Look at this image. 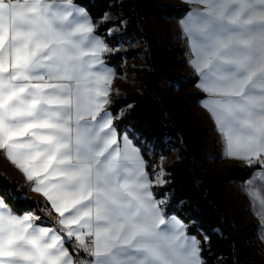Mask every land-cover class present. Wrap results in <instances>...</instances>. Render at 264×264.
I'll list each match as a JSON object with an SVG mask.
<instances>
[{
    "label": "snow or ice",
    "instance_id": "obj_1",
    "mask_svg": "<svg viewBox=\"0 0 264 264\" xmlns=\"http://www.w3.org/2000/svg\"><path fill=\"white\" fill-rule=\"evenodd\" d=\"M188 2L205 5L181 21L202 106L226 155L264 167V0ZM93 31L73 0H0V149L58 214L41 227L0 200V264H204L187 226L164 219L138 153L118 142L104 110L109 49ZM65 241L92 259L74 262Z\"/></svg>",
    "mask_w": 264,
    "mask_h": 264
},
{
    "label": "trees",
    "instance_id": "obj_2",
    "mask_svg": "<svg viewBox=\"0 0 264 264\" xmlns=\"http://www.w3.org/2000/svg\"><path fill=\"white\" fill-rule=\"evenodd\" d=\"M83 5L91 15L96 32L104 37L109 47L115 48L120 41L140 38L145 51V65H129L127 70L143 80L142 90H129L112 99L109 108L115 115L114 122L119 131H127L140 146L147 169L152 179L160 169L162 156L172 154L176 148L179 155L170 161L165 169V183L154 186L157 197L167 196L166 214H177L188 225L189 233L200 241L204 264H264L254 259L258 245L252 241L253 233L242 231L235 223L231 210L223 201L232 181L246 180L261 166L258 163H228L226 170L211 185L206 179L208 166L201 156V139L194 127L178 124L183 116L185 101L205 96L202 91L189 93L174 115H171L163 97L161 79L177 80L181 87L197 82L192 76L182 81L178 75H168L164 70L174 65H185L180 56V45H171L162 39L153 24L154 16L182 17L189 10L187 5H165L151 0H75ZM112 12L111 18L104 16ZM122 26L119 33L109 34L112 26ZM139 48H129L125 52L108 51L107 63L115 67L117 73L126 70L125 58H133ZM181 77V76H180ZM126 108L122 116H117ZM26 189L9 175L0 171V196L16 214L34 211L40 219L50 222L45 214L49 205L25 194ZM254 232L256 225L252 223ZM68 245L75 258L86 257L73 243Z\"/></svg>",
    "mask_w": 264,
    "mask_h": 264
},
{
    "label": "crops",
    "instance_id": "obj_3",
    "mask_svg": "<svg viewBox=\"0 0 264 264\" xmlns=\"http://www.w3.org/2000/svg\"><path fill=\"white\" fill-rule=\"evenodd\" d=\"M20 2H23V0H20ZM48 3H60L62 2V0H47ZM73 3L75 5H77L79 8L83 9L85 11V13L87 14V16H89L91 18L92 24H93V35L98 37L99 39H101L105 45L107 46V48L109 49V45L106 42V40L104 39V37L102 35H100L99 33L96 32L95 28L96 25L91 17V15L89 14V12L87 11V9L75 2V0H73ZM169 4H173L176 6H181V5H187L189 6V10L185 13L184 16L182 17H168V16H163L165 18L168 19H172L175 22V24H173V27L171 28V31H173V35L170 36V40L166 38V40L168 41V43H170L171 45H180L182 47L183 50V54L187 57L188 60V64L190 67V73L192 76H196L197 74L194 71V68L192 67V65L189 63V61L191 59L195 58V55L192 51L191 48V44L190 41L192 39V37H190L189 35H187L185 33V30L182 28L181 26V21L187 19L190 15H194L195 12L197 11H204L205 5L204 4H200V3H189L188 0H173L171 1ZM155 16L152 15L153 21ZM157 18H159V16H156ZM157 28V27H155ZM169 28V29H170ZM157 30V29H156ZM158 31V30H157ZM194 35V33H193ZM108 52V51H107ZM102 53L101 54V59L104 62V66L111 70L112 73H114L113 79L111 81V84L109 86L110 90H109V94H108V103L104 105V110L111 115L112 117V126L115 129L116 133H117V138H118V142L121 144V147L123 148L125 144H127V146L131 149L134 150L135 152L138 153L140 159L142 160L143 166H144V171L148 174V178L149 181L152 184L151 187V193L152 196L155 200L159 201V207L161 208V211L163 213L164 219L166 221L175 218L176 220H179L180 222H182L184 225H186V232L185 234L189 237H195L196 240L199 242V248H200V259L204 262V258L202 256L201 253V245H200V241L198 240V238L189 233L188 231V225L187 223L180 218L177 214H166L165 213V204L169 201L170 196L169 194L167 196H163V197H157L154 191V186H160L163 183H165V167L163 169L162 167V158L160 161V169L158 170L157 175L155 176L154 179L151 178L150 173L147 169V162L144 159L143 153L141 151L140 146L135 142V140L129 135V133L127 131H122L120 132L118 127L116 126L114 119H115V115L113 113V111L109 108V105L112 101V99H114L115 97H119L121 95H123L126 91L129 90H136V88L134 89L132 87L133 83H130L129 81L131 80V75L132 73L130 71H128L127 69L124 71V73L119 74L117 73L116 69L114 66H112L111 64L107 63L105 60V54L107 53ZM95 71L100 70V66L97 65L94 68ZM139 78V77H138ZM136 83L140 84V86L137 88V90L141 91V86H142V80L137 79ZM199 83V80L197 78V82L193 85L197 90V91H202L199 87H197V84ZM140 88V89H139ZM203 92V91H202ZM205 93V92H204ZM209 100V94L205 93V96L197 98L195 100H189L186 102L185 104V108H184V113L183 116L179 119L178 123L179 125L183 126V127H191L194 126L196 128V130L199 132L200 135V139L201 142H203V140H208L209 142H213L214 144V151H213V155L211 156V158H213L214 162L213 163H217V164H221L222 165V169H224V167L226 166V164L228 163H246L249 164L247 160L244 159H237L231 156L226 155V148H227V144L226 141L223 137V134L221 132H219L217 130L216 124L213 120V118L210 116L209 111L202 106V102L203 101H208ZM126 111V108H122L119 111V114L117 116H122ZM104 112L102 111L101 115H103ZM126 138V139H125ZM215 144L217 145V147L215 146ZM0 156L2 161L4 162V170L7 171V173H9V175L14 178L15 180H17L20 184L21 187L26 189L25 194L29 197H37L39 200H42L43 202H48L49 205L47 206V208L45 209V214L50 218V222H45V221H35L36 225H39L41 227H55V225L52 223V221H55L58 218V214L55 213V211L51 208L50 202L47 201V199L43 196L42 193L37 192L34 190L35 188V180H28L26 178V174L19 169L11 160L10 158H8L4 152V150L0 149ZM261 159H264V157H261ZM209 162V161H208ZM210 163V162H209ZM255 163V162H253ZM214 164V165H215ZM219 170L218 174L216 175L215 179L217 178V176L220 174L221 171L223 170ZM264 171V167H260L258 168L251 177H249L246 180H240V181H232L229 185V190L226 196L223 197V200L227 203L228 208L231 211H239V212H243V213H247L250 210H253V212L255 210H262L264 211V185L261 184H253L252 183V178L254 176V174L258 171ZM164 172V173H162ZM264 175V174H263ZM160 176L163 183L157 184L156 183V177ZM205 179H207V181L212 185L215 181V179L213 181L208 180V174L205 176ZM264 180V179H263ZM264 182V181H263ZM249 193H252V195H249ZM0 200H3L4 204L6 205V207L8 209H11L7 203L4 201L3 197L0 196ZM12 213L15 215H23L26 213H30L34 216H38V214H36L34 211H27L23 214H16L13 212V210L11 209ZM252 214V213H251ZM247 220H250V222H252L251 220H253L252 215H249V213H247L246 215ZM256 218V217H254ZM257 220L260 221L259 218H256ZM236 223V220H235ZM256 225V228L254 230V232L251 230V233L253 232L254 234V239L256 240H261L262 244H261V248H262V253H264V240L261 239V235H262V228L260 226V230L258 229V225L256 223V221L254 220V222ZM164 227V226H161ZM260 232V234H259ZM264 234V232H263ZM73 244H75V241H73ZM64 247L68 250L69 253L72 254V259L74 262L77 261H83L82 258L83 257H79L78 260L75 258L73 252L71 251L68 242L65 241L64 243ZM77 250L82 251L81 249H79L78 247H75ZM84 252V251H82ZM258 252V251H257ZM85 253V252H84ZM86 254V253H85ZM87 259H92L89 255L86 254ZM264 257H260L257 258V260L261 261L264 263L263 260Z\"/></svg>",
    "mask_w": 264,
    "mask_h": 264
},
{
    "label": "rangeland",
    "instance_id": "obj_4",
    "mask_svg": "<svg viewBox=\"0 0 264 264\" xmlns=\"http://www.w3.org/2000/svg\"><path fill=\"white\" fill-rule=\"evenodd\" d=\"M151 1H155L159 4L173 5V4H169L173 0H151ZM113 15L114 14L112 12H108L104 16V20L111 18ZM154 18L155 19L153 21L154 22L153 24L155 25V27H157L156 29L158 30L159 36L164 40H166V38L170 40V36L173 35V31H171L170 27H173V24H175L176 21H174L172 19L165 18V17L157 18L155 16ZM121 29H122V26L114 25L110 28L109 34L119 33ZM129 48H131V49L139 48V52L136 55H134L133 58H130V59L128 57L125 58V68L127 69V67L129 65H134V66H138V67L144 66L146 58H145V51L142 47V42H141L140 38H128L127 41L121 40L117 47H115V48L109 47V51L110 50H112V51L117 50V51L125 52ZM180 56L184 60L185 65H183V66L174 65V66L166 68L164 70V72L168 75H172V74L176 75L177 74L178 78H180V80L188 81L189 78L192 77V75L190 73V67L188 64V60L184 54H181ZM131 77L132 78L129 82L133 83L132 87L134 89L136 88V90H137V88L140 86V84L136 83V80L137 79L140 80L141 78L135 73H132ZM161 82L163 85L162 97H163L166 105L168 106L169 112L171 115H174L176 113V111L179 108V105L181 104V102L183 100L187 99L189 93H193V92L197 91V90H195L196 88L193 86L194 84H191L187 87H181L180 83L177 80H171L167 77H163L161 79ZM142 86H143V80H142ZM142 86H141V89H142ZM187 101H189V100H187ZM187 101H185V102H187ZM184 108H185V106H184ZM191 127H194V126H191ZM198 134H199V132H198ZM213 144H214L213 142H209L208 140H203L201 148H200L201 149V156L203 157L204 161L206 162V164L208 166V169H207L208 180H211V181H213L215 179L216 175L218 174V171L222 169V165L217 164V163L216 164L213 163L214 160H213V158H211V156L213 155V151H214V145ZM215 146L217 147L216 144H215ZM178 155H179V149L176 148L172 151L171 155H168V156L165 155V156H163V158L161 157L163 169H164V167H166V165L170 161H172V159H174ZM222 170L223 171H221L220 174L226 170V166ZM0 171L2 173L9 175V173H7V171L4 170V162L2 161L1 156H0ZM162 173H164V172H162ZM263 174H264V171H262V170L256 172L252 178V183L253 184H261L262 183V185H264V182H263L264 181L263 180L264 175ZM165 175H166V169H165ZM228 190H229V188H228ZM32 198L38 199L37 197H32ZM226 205H227V203H226ZM227 207H228V205H227ZM231 212H232L234 219L236 220V224L238 225V228L240 230L246 231L247 233L251 234L252 227H250V226H251L252 222H254V220H255L257 225L259 226L258 229L260 230V226L263 229L262 230V234H263V232H264V211H262V210H255L254 212H253V210L248 211L247 213H249V215H252V217H253V220H251L252 222H250V220H247V218H246L247 213H243V212H239V211H231ZM254 217L259 218L260 221ZM259 234H260V232H259ZM253 236H254V234H253ZM252 241L258 245V248L254 252V259H256V257L257 258L264 257V253H262L263 251L261 248V244H262L261 240L260 239L255 240L253 237ZM263 260H264V258H263ZM84 262H86V261H84ZM261 263H263V262H261Z\"/></svg>",
    "mask_w": 264,
    "mask_h": 264
},
{
    "label": "built area",
    "instance_id": "obj_5",
    "mask_svg": "<svg viewBox=\"0 0 264 264\" xmlns=\"http://www.w3.org/2000/svg\"><path fill=\"white\" fill-rule=\"evenodd\" d=\"M82 259H83V261H86V262L89 261V259H87V257H83Z\"/></svg>",
    "mask_w": 264,
    "mask_h": 264
}]
</instances>
